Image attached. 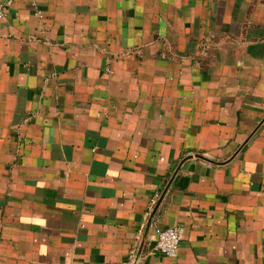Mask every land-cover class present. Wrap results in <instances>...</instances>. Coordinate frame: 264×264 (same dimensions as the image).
I'll use <instances>...</instances> for the list:
<instances>
[{"label": "crops", "instance_id": "crops-1", "mask_svg": "<svg viewBox=\"0 0 264 264\" xmlns=\"http://www.w3.org/2000/svg\"><path fill=\"white\" fill-rule=\"evenodd\" d=\"M131 250L264 264V0H12L0 18V264Z\"/></svg>", "mask_w": 264, "mask_h": 264}, {"label": "built area", "instance_id": "built-area-1", "mask_svg": "<svg viewBox=\"0 0 264 264\" xmlns=\"http://www.w3.org/2000/svg\"><path fill=\"white\" fill-rule=\"evenodd\" d=\"M12 0H8L6 3L0 1V18L6 15L7 5ZM37 13L41 16L42 11L37 10ZM185 227L183 224H176L167 226L159 231L156 249L162 251L170 256H177L179 254L180 243L184 237ZM129 264H142V257L135 250H131L128 255ZM94 264H108L106 262H96Z\"/></svg>", "mask_w": 264, "mask_h": 264}]
</instances>
